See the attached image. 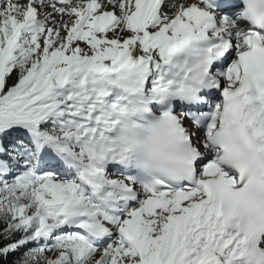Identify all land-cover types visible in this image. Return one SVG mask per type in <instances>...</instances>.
<instances>
[{"label":"snow or ice","instance_id":"obj_1","mask_svg":"<svg viewBox=\"0 0 264 264\" xmlns=\"http://www.w3.org/2000/svg\"><path fill=\"white\" fill-rule=\"evenodd\" d=\"M0 264H264V0H0Z\"/></svg>","mask_w":264,"mask_h":264}]
</instances>
